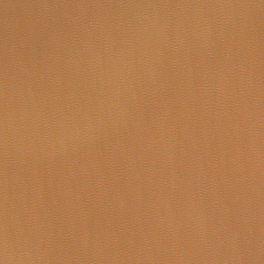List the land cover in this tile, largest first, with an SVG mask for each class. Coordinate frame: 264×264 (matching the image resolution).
<instances>
[{
    "label": "water",
    "instance_id": "95a60500",
    "mask_svg": "<svg viewBox=\"0 0 264 264\" xmlns=\"http://www.w3.org/2000/svg\"><path fill=\"white\" fill-rule=\"evenodd\" d=\"M0 264H264V0H0Z\"/></svg>",
    "mask_w": 264,
    "mask_h": 264
}]
</instances>
